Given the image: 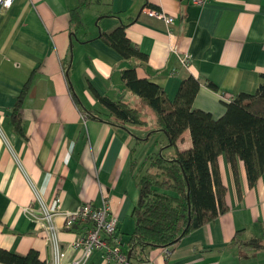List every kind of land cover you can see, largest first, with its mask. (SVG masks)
<instances>
[{
    "label": "crops",
    "instance_id": "0c3cea01",
    "mask_svg": "<svg viewBox=\"0 0 264 264\" xmlns=\"http://www.w3.org/2000/svg\"><path fill=\"white\" fill-rule=\"evenodd\" d=\"M77 4L78 0H13L7 8L0 6V247L19 254L35 249L45 261L51 253L47 240L38 223L22 211L33 197L29 181L51 206L73 209L85 200L94 206L106 200L117 220L114 235L126 253L138 194L130 160L138 161L151 151L152 134L137 140L124 127L77 107L63 72L66 62L68 84L86 109L101 115L105 108L97 95H107L139 107L145 123L148 107L125 87L120 77L124 67L135 65L136 76L157 84L169 99L181 78L193 75L199 86L192 106L213 117L223 112L227 96L253 93L264 83V0H90L79 9L82 27L71 17ZM144 5L173 14V22L167 25L147 15ZM119 23L146 54L145 60L125 59L97 37ZM171 41L179 52L190 54L187 66L179 64ZM27 79L18 131L9 114ZM155 137L161 138L158 133ZM130 139L142 142L138 153H130ZM190 145L189 131L183 129L176 146ZM217 165L227 210L173 245L144 248L142 259L127 256V264H264V247L250 242L254 238L264 243V171L248 186L238 161V197L222 153ZM55 221L63 263L68 264L80 257L73 241L86 224L75 222L66 229L60 217ZM77 264L111 263L102 250H94Z\"/></svg>",
    "mask_w": 264,
    "mask_h": 264
},
{
    "label": "trees",
    "instance_id": "16d2710c",
    "mask_svg": "<svg viewBox=\"0 0 264 264\" xmlns=\"http://www.w3.org/2000/svg\"><path fill=\"white\" fill-rule=\"evenodd\" d=\"M90 0H78L71 9V17L83 26L79 9ZM101 38L121 57L136 61L146 59L125 36L124 24L119 23L110 31H99ZM68 63L63 65L69 93L73 102L89 116L116 124L127 129L137 140H146L150 133L160 132L165 137L157 150L144 154L140 160H130L134 182L138 188L137 198L131 215L133 229L128 235L126 254L142 259L144 248L164 247L177 243L192 229L212 221L219 213L227 210L224 200L225 186L221 182L217 155L222 153L231 169L236 193L241 197L237 162L243 164L248 186H252L264 171V83L253 93L238 92L224 102L223 112L213 117L209 111L195 108L192 100L199 82L191 74L183 76L172 99L157 84L144 77H137L135 65L120 69L125 87L135 93L141 106L154 113V127L143 136H137L127 126L144 124L140 108L107 95H97L98 102L105 108L101 115L86 109L78 100L68 81ZM29 79L22 86L9 114L12 126L20 128L19 107L27 90ZM211 89L216 86L207 82ZM183 129H188L191 145L179 149L176 140ZM171 147L167 153L164 148ZM130 153L134 147L130 146ZM255 247L264 243L251 239ZM0 262L3 264H45L38 258L35 249L23 254L0 247Z\"/></svg>",
    "mask_w": 264,
    "mask_h": 264
},
{
    "label": "built area",
    "instance_id": "2783aa9c",
    "mask_svg": "<svg viewBox=\"0 0 264 264\" xmlns=\"http://www.w3.org/2000/svg\"><path fill=\"white\" fill-rule=\"evenodd\" d=\"M12 1L0 0V6L7 8ZM143 10L147 15L159 18L167 25L173 22V14L169 12L147 5H144ZM170 48L177 55L179 64L187 66L190 54L187 51L179 52L175 41L170 42ZM232 97L227 96L226 100L228 101ZM0 134H2L1 130ZM29 185L33 197L31 202L22 206V211L38 223L41 236L47 240L51 253L45 264H64V254L55 221L58 217L61 218L62 226L66 229L71 228L75 222L86 224L73 241V245L81 250L80 257L77 260H71L68 264L84 261L94 250H102L105 260L111 264L128 263L127 254L121 249L119 239L114 235L117 220L110 211L106 200L100 206H94L89 200H85L73 209H64L57 204L51 206L31 181H29Z\"/></svg>",
    "mask_w": 264,
    "mask_h": 264
},
{
    "label": "rangeland",
    "instance_id": "374dc122",
    "mask_svg": "<svg viewBox=\"0 0 264 264\" xmlns=\"http://www.w3.org/2000/svg\"><path fill=\"white\" fill-rule=\"evenodd\" d=\"M129 97V96H127ZM135 98H136V95H135ZM129 99V98H128ZM131 101V103H133L132 100H129ZM146 111H147V122L144 123V124H130V126L128 127L134 134L136 135H145L146 132L150 129H152L154 127V113H152L151 109L150 108H146ZM158 133L161 138H158V137H155L156 139L153 140V136L154 134ZM152 134V137L151 138H148V147L151 149V151H154V150H157L159 145L162 143V142H165V137L164 135H162V133L160 132H155V133H150V135ZM131 140V145L134 147V153H138L139 150H140V147L142 142H137V143H134L133 139H130ZM150 142V144H149Z\"/></svg>",
    "mask_w": 264,
    "mask_h": 264
},
{
    "label": "water",
    "instance_id": "95a60500",
    "mask_svg": "<svg viewBox=\"0 0 264 264\" xmlns=\"http://www.w3.org/2000/svg\"><path fill=\"white\" fill-rule=\"evenodd\" d=\"M128 255V254H127Z\"/></svg>",
    "mask_w": 264,
    "mask_h": 264
}]
</instances>
